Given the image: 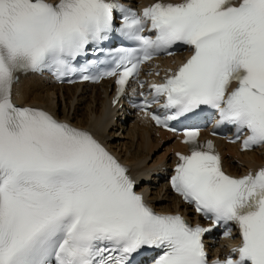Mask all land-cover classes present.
Returning <instances> with one entry per match:
<instances>
[{"label":"snow or ice","instance_id":"6c2138e0","mask_svg":"<svg viewBox=\"0 0 264 264\" xmlns=\"http://www.w3.org/2000/svg\"><path fill=\"white\" fill-rule=\"evenodd\" d=\"M181 47L190 55L160 82L141 79ZM90 49L97 60L77 67ZM45 72L113 79V107L127 99L180 134L189 153H175L170 187L209 226L156 212L97 134L18 104L21 74ZM208 109L241 151L264 149V0H156L140 11L125 0H0V264H264V166L223 170L213 141L186 123ZM215 228L239 243L210 260L203 238Z\"/></svg>","mask_w":264,"mask_h":264},{"label":"bare ground","instance_id":"6f19581e","mask_svg":"<svg viewBox=\"0 0 264 264\" xmlns=\"http://www.w3.org/2000/svg\"><path fill=\"white\" fill-rule=\"evenodd\" d=\"M109 84L80 88V86L57 87L48 85L39 78H26L17 88L16 100L22 105L43 107L58 118L77 127L94 131L119 157L134 170L135 176L143 181V172H158V167L171 166L174 153L183 147L177 142L171 143V136L155 133L142 128L138 121L128 126L108 118ZM142 129L144 131H142ZM224 164L229 173L240 175L249 168L264 164V149L252 153H240L235 145H226ZM161 171V170H160ZM150 201L164 211L181 210L183 205L169 194L163 185L145 184ZM157 205V206H156Z\"/></svg>","mask_w":264,"mask_h":264}]
</instances>
